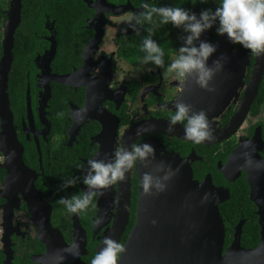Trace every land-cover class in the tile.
Segmentation results:
<instances>
[{
    "label": "flooded vegetation",
    "instance_id": "af4514ba",
    "mask_svg": "<svg viewBox=\"0 0 264 264\" xmlns=\"http://www.w3.org/2000/svg\"><path fill=\"white\" fill-rule=\"evenodd\" d=\"M178 1L147 0L197 14L214 7ZM143 2L0 0V78L8 73L9 109L23 147L16 153L22 151L29 171L22 168L21 178L8 186L3 165L12 161L0 149V264H90L105 236L126 246L138 220L143 164L130 171V197L118 182L80 214H67L57 201L80 194L85 185L58 189L63 178L80 174L76 164L108 159L118 147L142 142L156 149L153 170L160 161L181 160L196 182L213 183L225 226L224 264H264V75L256 94L257 57L207 31L201 39L218 46L209 64L226 58L210 82L216 91L200 88L191 77L181 84L165 69L141 63L147 33L137 34L124 18L140 12ZM68 25L81 44L79 54H60ZM156 31L167 65L183 33L171 24ZM95 39L98 46L85 55ZM178 101L207 112L214 139L196 144L157 124L168 123ZM26 175L41 195L22 187ZM170 229L169 221L158 219L151 232L156 235L145 237V245L170 247L162 235Z\"/></svg>",
    "mask_w": 264,
    "mask_h": 264
},
{
    "label": "clouds",
    "instance_id": "9594fccd",
    "mask_svg": "<svg viewBox=\"0 0 264 264\" xmlns=\"http://www.w3.org/2000/svg\"><path fill=\"white\" fill-rule=\"evenodd\" d=\"M191 2L193 5L212 4L214 7L202 8L197 14L189 8L152 5L144 0L141 11L128 14L124 22L137 31V34L140 29L147 33L140 46L143 65L165 69L181 84L191 77L200 88L215 92L216 89L210 82L218 71L223 70L226 58L218 57L209 64V58L217 51L218 46L201 39L202 34L214 29L217 36L226 37L229 43L248 50L252 56H264V0ZM154 17L159 18L158 23L154 21ZM168 24L180 29L183 34L178 36L180 45L166 65L164 50L153 37L160 26ZM173 107L174 113L168 119L170 133L177 124H183L184 139L188 141L199 144L214 139L212 125L205 110L196 111L183 101L176 102ZM155 159V147L142 142L133 143L130 148L118 147L108 159L90 158L86 163L80 162L75 166L80 174L63 178L58 190L74 187L78 182L83 183L85 188L80 194L60 197L57 203L62 205L69 215L86 212L90 206L95 208L94 201L104 195V190L123 182L126 174L138 164L147 168ZM178 172L179 166L173 168L171 163L160 161L156 165L157 174L145 172L140 180V187L146 195H151L153 191L163 192L167 189V181ZM101 245L90 264H119L126 250L125 244L105 236Z\"/></svg>",
    "mask_w": 264,
    "mask_h": 264
},
{
    "label": "water",
    "instance_id": "95a60500",
    "mask_svg": "<svg viewBox=\"0 0 264 264\" xmlns=\"http://www.w3.org/2000/svg\"><path fill=\"white\" fill-rule=\"evenodd\" d=\"M98 44V40H93L88 45L85 55ZM263 75L264 56H261L257 57L253 79L256 94ZM1 76L0 114L4 123V131L0 134V149L5 150L7 158L12 161L10 167L7 164L3 165L8 169L7 185L11 186L21 178L19 174L22 168L26 174H29V171L24 164L22 151L19 154L16 153V150L19 148L23 150V147L17 138L13 116L9 109L8 73ZM59 80L61 81V78ZM157 124L168 129V123L159 122ZM232 126H235V122L230 125ZM174 131L176 135L184 138L183 126L176 125ZM164 162L171 163L173 168L179 166V172L167 181V189L163 192L153 191L151 195H146L142 189L140 190L137 224L119 264H224L222 254L225 226L218 205L219 192L212 182L206 181L202 184L196 182L191 168L185 169L181 160L167 159ZM145 172L157 174L156 169L153 170L150 166L146 168L143 165L140 168L141 178ZM127 175L128 178L123 181L122 189L125 195L130 197V172ZM25 177L26 182L22 187L28 189L31 195H41L36 190L35 184L30 181L33 177L30 175ZM0 195H2L1 192ZM160 214L163 215L159 216ZM158 219L169 221L171 228L170 231L162 234L168 237L167 243H170L168 245L170 247L164 249H152L149 244L145 245V237L156 235L155 232H151L152 228L157 229ZM153 221L156 223L154 224ZM187 221L189 223H186ZM188 226L189 229L186 228ZM124 229L125 225L120 229L119 237ZM158 236L160 237L161 233H157Z\"/></svg>",
    "mask_w": 264,
    "mask_h": 264
},
{
    "label": "trees",
    "instance_id": "16d2710c",
    "mask_svg": "<svg viewBox=\"0 0 264 264\" xmlns=\"http://www.w3.org/2000/svg\"><path fill=\"white\" fill-rule=\"evenodd\" d=\"M183 0H179L177 3L178 5L182 2ZM189 3V1H187V4ZM152 4V3H151ZM159 4V3H158ZM152 5H155L154 3ZM159 29V28H158ZM66 32H65V36H66V40L65 43L63 42V44H61V49H60V54H66L67 53H72V55L75 54H79L81 51V44L77 42V40H75V29L74 26H67L66 27ZM157 34V31H156ZM64 47V48H62Z\"/></svg>",
    "mask_w": 264,
    "mask_h": 264
}]
</instances>
